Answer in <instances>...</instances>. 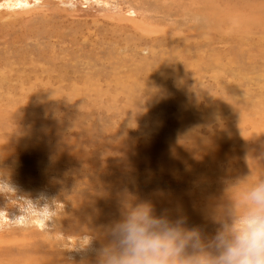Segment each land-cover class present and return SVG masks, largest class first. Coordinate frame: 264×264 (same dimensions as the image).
I'll return each mask as SVG.
<instances>
[{
	"label": "rangeland",
	"instance_id": "1",
	"mask_svg": "<svg viewBox=\"0 0 264 264\" xmlns=\"http://www.w3.org/2000/svg\"><path fill=\"white\" fill-rule=\"evenodd\" d=\"M263 121L264 0H0V264H96L130 202L208 243Z\"/></svg>",
	"mask_w": 264,
	"mask_h": 264
},
{
	"label": "clouds",
	"instance_id": "2",
	"mask_svg": "<svg viewBox=\"0 0 264 264\" xmlns=\"http://www.w3.org/2000/svg\"><path fill=\"white\" fill-rule=\"evenodd\" d=\"M249 177L230 188L208 243L199 230L185 227L184 218L158 216L150 203L130 202L107 226L96 264H264V178Z\"/></svg>",
	"mask_w": 264,
	"mask_h": 264
},
{
	"label": "bare ground",
	"instance_id": "3",
	"mask_svg": "<svg viewBox=\"0 0 264 264\" xmlns=\"http://www.w3.org/2000/svg\"><path fill=\"white\" fill-rule=\"evenodd\" d=\"M220 1V0H219ZM189 2H190V0H189ZM217 2V1H216ZM245 3V2H244ZM250 5V4H249ZM230 6V5H229ZM253 11V10H252ZM219 13H220V16H219ZM219 13H217V15L219 16V18H221V19H224L225 20V13H221L220 11H219ZM220 20V19H219ZM232 23V22H231ZM229 24V23H228ZM255 24V23H254ZM219 25V24H218ZM231 25V24H230ZM232 25H233V23H232ZM229 26V25H228ZM247 33V32H246ZM262 33V32H261ZM218 36V35H217ZM261 38V37H260ZM253 41V40H252ZM228 88V87H227ZM226 91V90H225ZM228 91V90H227ZM226 95V94H225ZM234 95V94H233ZM259 95V94H258ZM242 97V96H241ZM233 98V97H232ZM227 99V98H226ZM226 104H228V103H226ZM236 104V103H235ZM234 105V104H233ZM240 105V104H239ZM226 106H228V105H226ZM233 107V106H232ZM240 107V106H239ZM248 107V106H247ZM249 108H251L252 109V107H249ZM249 108H247L248 110H249ZM238 109V108H237ZM245 109H246V107H245ZM247 111V110H246ZM237 112L239 113V111L237 110ZM253 113H254V111H253ZM16 115H17V113H16ZM16 115L14 116V117H16ZM25 115V114H24ZM27 115V114H26ZM18 116V115H17ZM20 117V116H19ZM13 118V117H12ZM18 117H16V119H17ZM27 118V117H26ZM29 119V118H28ZM19 120V119H18ZM262 120H263V117H262ZM262 120H261V122H262ZM260 121V120H259ZM23 122H26L25 120L23 121ZM255 122V121H254ZM264 122V121H263ZM258 124H260V123H258ZM264 124V123H263ZM254 125V124H253ZM252 125V126H253ZM258 126V125H257ZM260 126H261V124H260ZM263 128H264V125H263V127H262V129H260L261 131L259 132L260 134L263 132ZM259 129V128H258ZM256 132V131H255ZM250 133V132H249ZM252 133V132H251ZM259 133H256V136H255V138L258 136L257 134H259ZM264 135V134H263ZM2 136V135H1ZM0 136V137H1ZM56 136V135H55ZM245 136H247L246 137V139H251V136L248 138V135L246 134ZM245 136H243V137H245ZM262 136V135H261ZM264 137V136H263ZM3 138V137H2ZM2 138H0V139H2ZM53 139H54V137H52ZM261 138V137H260ZM227 139V138H226ZM244 139V138H243ZM243 139H242V141H243ZM254 138L252 137V139L251 140H253ZM257 139V138H256ZM3 140V139H2ZM68 140V139H67ZM247 140V141H248ZM250 141V140H249ZM253 141H256L255 139L253 140ZM229 142H231V141H229ZM242 142H240V146H245V145H243V144H241ZM243 143H245V142H243ZM248 143V142H247ZM258 143H259V141H258ZM263 143H264V141H263ZM229 144H231V143H229ZM249 144H250V142H249ZM254 144V143H253ZM257 144V143H256ZM256 144H255V146H256ZM252 145V144H251ZM264 145V144H263ZM263 145H262V150L260 151V149H259V147L261 146L260 144H258L257 146H259L258 147V149H259V152L256 154V152H255V156L252 158L251 157V159H252V162L253 163H249L248 162V166H249V169H248V171H247V174H246V177H249V179H251V181L253 180V181H255V180H258V179H262V178H264V150H263ZM228 146V145H227ZM227 146H225V148H227ZM231 146V145H230ZM239 146V147H240ZM230 148V147H229ZM227 150L229 151V149L227 148ZM247 150V149H246ZM255 150V149H254ZM240 151V150H239ZM248 151H250V150H248ZM247 151V152H248ZM252 152H254L253 150H251ZM257 151V150H256ZM213 152V151H212ZM232 152V151H231ZM230 152V153H231ZM222 153V152H221ZM240 153H241V151H240ZM244 153V152H243ZM215 154H216V151H215ZM242 154V153H241ZM245 154H248V153H244V155ZM222 155H225L224 153L222 154ZM243 155V156H244ZM254 155V154H253ZM213 156V155H212ZM215 156V155H214ZM248 157V156H247ZM78 158V157H77ZM226 159V158H225ZM212 160H215L214 158L212 159ZM245 160H247V158L245 159ZM222 162V161H221ZM250 162H251V160H250ZM245 163H247V162H245V161H243V164H245ZM217 164V163H216ZM223 164V163H222ZM224 164H226V163H224ZM223 164V165H224ZM228 164H229V162H228ZM227 164V165H228ZM247 167V166H246ZM245 167V168H246ZM244 173V172H243ZM160 175V174H159ZM244 175V174H243ZM252 181V182H253ZM31 263V262H30ZM49 263V261L46 259V261H45V264H48Z\"/></svg>",
	"mask_w": 264,
	"mask_h": 264
}]
</instances>
